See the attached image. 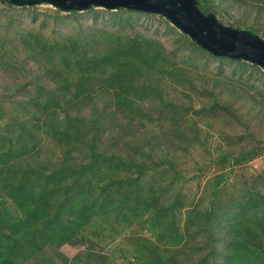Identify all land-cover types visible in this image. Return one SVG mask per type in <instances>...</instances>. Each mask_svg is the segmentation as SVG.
<instances>
[{
	"label": "rangeland",
	"instance_id": "1",
	"mask_svg": "<svg viewBox=\"0 0 264 264\" xmlns=\"http://www.w3.org/2000/svg\"><path fill=\"white\" fill-rule=\"evenodd\" d=\"M210 2L227 25L264 27V0ZM66 45L88 56L122 49L130 74L96 88L93 101L79 106L85 114L93 109L103 115L100 147L107 155L146 162L145 172L135 167L120 176L139 177L153 194L148 201L135 200L138 186L129 185L131 192H125L133 209L124 215L108 205L105 191H94L93 215L73 240L46 245L20 264H158L162 259L195 264L213 244L218 247L208 264L214 259L227 264L220 252L232 249L229 240L237 234L228 221L231 213L241 214L233 201L250 199L257 190L264 195V70L208 52L160 14L102 7L72 14L49 3L16 6L0 0V126L22 97L54 84L51 68L60 65L61 51L51 53L50 47ZM83 64L60 70L72 88L81 74L95 80L96 73ZM1 191L0 205H7V192L4 197ZM211 208L219 219L210 243L205 214ZM244 252L238 255L244 262L256 261L255 252L264 255L261 228ZM192 253L193 262L187 260Z\"/></svg>",
	"mask_w": 264,
	"mask_h": 264
},
{
	"label": "trees",
	"instance_id": "2",
	"mask_svg": "<svg viewBox=\"0 0 264 264\" xmlns=\"http://www.w3.org/2000/svg\"><path fill=\"white\" fill-rule=\"evenodd\" d=\"M198 1L204 11L206 8L218 15L210 0ZM70 12L80 13L74 10ZM247 26L245 29L264 38V27ZM56 49L61 51V60L60 65L51 68L56 72L50 76L55 85L38 86L36 93L22 97L17 102L18 106L14 107L16 111L9 112L7 124L0 126V190L2 196L4 191L7 192V205H0V264H20L25 256L46 245H61L73 240L93 215L89 208V197L94 191H105L110 196L106 198L108 205L117 206L124 215L133 209L128 207L129 192H125L126 188L131 192L129 185L138 186L133 195L135 200L148 201L153 194L152 190L141 187L139 177L120 176V172L135 167L145 172L146 162L136 159L128 161L125 157L127 154L123 153L107 155L100 147L99 134L100 130H104L101 125L104 124L103 115L93 109L85 114L79 106L93 101L92 93L96 88L103 89L109 82L117 78L121 81L126 74H130L131 67L128 60L123 58L122 49L118 53L109 49L106 54L92 56L78 52L69 45L52 46L51 53ZM77 55L81 58L76 59ZM87 62H91L92 66ZM83 63L86 69L91 67L96 73L95 80L81 74L80 83L72 88L70 78H64L60 70ZM61 64H64V68H60ZM109 69L112 71L109 72ZM48 71L47 68L43 73ZM98 83L100 86H97ZM17 109L23 111L24 115L19 116ZM135 113H139V110ZM50 142L52 145H49ZM249 195L253 197L243 202L233 201L241 214L231 213L232 218L228 222L237 234L229 240L228 247H236V250L229 249L223 254L219 249L227 264H264L262 253H254V262H244L238 258L239 254L245 253L253 231L260 228L264 231V195L260 190ZM13 204L14 209L11 208ZM246 205L250 209L247 217L244 211ZM167 211L172 214L173 208L167 207ZM213 212L214 208H211L205 214V230L209 233L207 240L210 243L218 232L219 217ZM238 233L242 237H238ZM217 247L213 244L209 254L195 264H208L209 259L216 255ZM195 258L192 253L188 254L187 260L193 262ZM214 260V264H221ZM158 264H174V261L169 263L167 259H162Z\"/></svg>",
	"mask_w": 264,
	"mask_h": 264
},
{
	"label": "water",
	"instance_id": "3",
	"mask_svg": "<svg viewBox=\"0 0 264 264\" xmlns=\"http://www.w3.org/2000/svg\"><path fill=\"white\" fill-rule=\"evenodd\" d=\"M16 6L49 3L64 11H87L102 7L163 15L181 32L208 52L256 64L264 70V38L249 29L227 25L206 13L198 0H5Z\"/></svg>",
	"mask_w": 264,
	"mask_h": 264
}]
</instances>
